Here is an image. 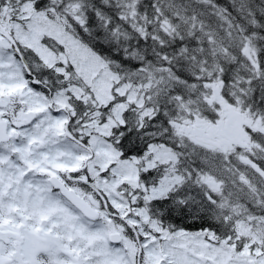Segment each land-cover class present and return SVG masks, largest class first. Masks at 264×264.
I'll use <instances>...</instances> for the list:
<instances>
[{"label": "snow or ice", "instance_id": "1", "mask_svg": "<svg viewBox=\"0 0 264 264\" xmlns=\"http://www.w3.org/2000/svg\"><path fill=\"white\" fill-rule=\"evenodd\" d=\"M0 264H264V0H0Z\"/></svg>", "mask_w": 264, "mask_h": 264}]
</instances>
